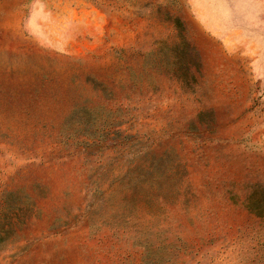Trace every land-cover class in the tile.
I'll return each mask as SVG.
<instances>
[{
  "label": "rangeland",
  "instance_id": "obj_1",
  "mask_svg": "<svg viewBox=\"0 0 264 264\" xmlns=\"http://www.w3.org/2000/svg\"><path fill=\"white\" fill-rule=\"evenodd\" d=\"M193 1L0 0V264H264V121L191 118L264 0Z\"/></svg>",
  "mask_w": 264,
  "mask_h": 264
},
{
  "label": "crops",
  "instance_id": "obj_2",
  "mask_svg": "<svg viewBox=\"0 0 264 264\" xmlns=\"http://www.w3.org/2000/svg\"><path fill=\"white\" fill-rule=\"evenodd\" d=\"M193 13H207V8L198 5L197 0L193 1ZM216 12L222 13L224 10L219 9ZM216 30L218 26L216 25ZM208 29H213L209 27ZM208 44L205 46L204 53L208 52V46L215 47V52L218 55H226L231 57L229 49L226 47L231 42L222 38L220 34L215 37L205 39ZM251 54L246 51H240L238 55L232 56L234 60H241L236 69L221 68L217 63L211 68L202 69L199 80V95L202 110H208L209 113L194 114V121H264V98L259 99V88L262 85L261 75L248 71L240 66L249 59ZM231 60V59H230ZM223 63V62H222ZM215 67V68H214ZM202 116V117H201ZM186 120H191L186 118ZM260 127V126H259ZM260 128L256 133H259ZM258 139H254L257 144ZM261 152V149H258ZM255 156L258 153H254ZM262 154V153H260ZM258 154V155H260ZM264 155V149H263Z\"/></svg>",
  "mask_w": 264,
  "mask_h": 264
}]
</instances>
